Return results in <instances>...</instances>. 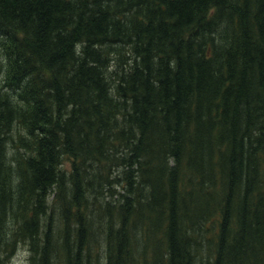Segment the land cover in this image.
<instances>
[{
	"label": "trees",
	"instance_id": "trees-1",
	"mask_svg": "<svg viewBox=\"0 0 264 264\" xmlns=\"http://www.w3.org/2000/svg\"><path fill=\"white\" fill-rule=\"evenodd\" d=\"M20 243L264 264V0H0V264Z\"/></svg>",
	"mask_w": 264,
	"mask_h": 264
},
{
	"label": "rangeland",
	"instance_id": "rangeland-1",
	"mask_svg": "<svg viewBox=\"0 0 264 264\" xmlns=\"http://www.w3.org/2000/svg\"><path fill=\"white\" fill-rule=\"evenodd\" d=\"M49 225L51 227L53 226V223H50V219ZM14 253L15 254H11L9 257L5 258L4 264H30V251L27 244L20 243Z\"/></svg>",
	"mask_w": 264,
	"mask_h": 264
}]
</instances>
